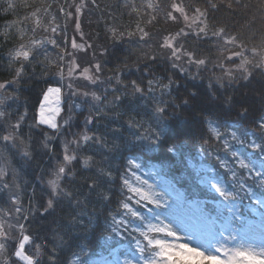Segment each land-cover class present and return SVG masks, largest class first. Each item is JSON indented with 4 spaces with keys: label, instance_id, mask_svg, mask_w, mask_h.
<instances>
[{
    "label": "trees",
    "instance_id": "16d2710c",
    "mask_svg": "<svg viewBox=\"0 0 264 264\" xmlns=\"http://www.w3.org/2000/svg\"><path fill=\"white\" fill-rule=\"evenodd\" d=\"M90 1L58 44L22 56L6 30L16 10L0 0V264H26L24 241L32 264H94L142 236L131 220L139 167L221 233L264 223V0H180L181 20L197 21L172 25L168 49L143 0ZM74 59L76 78L64 68ZM52 86L63 88L55 129L38 120Z\"/></svg>",
    "mask_w": 264,
    "mask_h": 264
},
{
    "label": "rangeland",
    "instance_id": "374dc122",
    "mask_svg": "<svg viewBox=\"0 0 264 264\" xmlns=\"http://www.w3.org/2000/svg\"><path fill=\"white\" fill-rule=\"evenodd\" d=\"M5 2L9 9L16 10L15 19L7 23L6 30L20 38L18 53L28 56L35 47L42 44L48 42L58 44L59 38L64 37L66 27L78 19L82 10L83 12L89 10L92 1L5 0ZM142 4L141 14L144 15L141 16H146L145 19L150 25L154 23L155 25L152 26L159 28L154 40L156 42L161 38L166 45H163L165 49L171 48L172 41L168 40L170 34L167 30L173 28L172 25L183 21L196 24L197 20L191 19L192 16L189 15L185 20H181L185 14L180 0H143ZM139 26H142L141 23ZM160 26L165 27L166 30H160ZM78 27L81 28V25L78 24ZM140 27H138L139 32ZM78 33L82 34L81 31ZM148 33L145 34L149 36ZM64 41L66 45H70V50H67V57L70 58L73 55L72 49L78 46L79 39L74 35ZM157 47L163 50L161 46ZM231 51L233 50H227L226 53ZM228 56L235 57L236 53L232 52ZM75 60L64 67L73 78L79 75L77 65L73 64ZM6 85H8L6 82L0 81V93ZM83 89L85 88H75L82 91ZM62 102L63 88L50 87L39 110V123L55 129L60 118ZM208 175L207 172H201L200 177L206 179ZM133 186L141 207L133 206L132 212H135L139 219L131 218V220L142 228V236H136V239L118 245L112 251V255L99 257L96 264H172L174 262L264 264V224L260 221L252 222L247 226L246 231L231 237L230 234L219 232L215 227L214 218H203L201 209L196 207L193 201L186 199L181 191L169 186L158 174L139 167ZM222 186L221 183L214 182L216 190H223ZM232 206L235 208L234 205ZM233 212L230 214L239 213L236 209ZM8 228L9 225L1 222L0 258L6 256L5 243H2L5 238L1 236V232ZM220 228L226 233L227 228L224 225ZM234 231L237 232L235 229ZM25 244L26 241L20 247L19 256L26 264H32V260L23 252ZM198 251L205 253L206 256L197 255Z\"/></svg>",
    "mask_w": 264,
    "mask_h": 264
},
{
    "label": "snow or ice",
    "instance_id": "6c2138e0",
    "mask_svg": "<svg viewBox=\"0 0 264 264\" xmlns=\"http://www.w3.org/2000/svg\"><path fill=\"white\" fill-rule=\"evenodd\" d=\"M161 247H164L163 245H160ZM197 255H199V256H201V257H204V256H206V254L205 253H203V252H197ZM209 258H211V257H209Z\"/></svg>",
    "mask_w": 264,
    "mask_h": 264
}]
</instances>
